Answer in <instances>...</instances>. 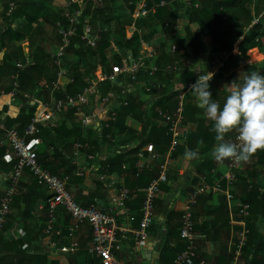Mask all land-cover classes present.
I'll list each match as a JSON object with an SVG mask.
<instances>
[{
  "label": "crops",
  "instance_id": "crops-1",
  "mask_svg": "<svg viewBox=\"0 0 264 264\" xmlns=\"http://www.w3.org/2000/svg\"><path fill=\"white\" fill-rule=\"evenodd\" d=\"M2 11L3 7L0 4V17ZM257 21L255 19L254 22ZM183 26L185 27V24ZM194 26L196 27V25ZM181 29L183 28L181 27ZM181 29L174 33L170 39L171 42L184 39L186 34L184 29ZM241 42L242 38L234 39L232 42L233 55L238 56L240 53ZM181 46H184L181 54L185 58L182 62L178 61L177 68L173 70L176 73L170 81H161L156 77L153 82L146 71L138 74V82L131 93V100L128 99V96L125 97L128 101L133 102L132 113L126 116L119 113L120 119L118 118L117 122L112 123L111 132L114 141L105 142L102 146L95 147L94 141L98 137V132L104 128L103 123L111 122L110 115L101 116L99 102L94 100L90 108L85 107L76 112V123L82 135L81 139L89 140L86 141V144H89L90 148L83 150L81 157L72 159L76 168L69 176L70 181L67 188L80 205L88 206L96 201L101 208L115 215L118 225L116 245L119 246L116 255L119 259L129 264H162L160 262L161 252L168 230H172L171 247L176 249L182 245L178 225L181 223L183 207L193 193L199 188H203L206 183L207 187L203 188L204 192L197 197L192 208L198 249L196 257L187 264H247L248 262L250 264L251 258L247 260L245 255H242L237 263L234 262V251L239 232L237 221L240 218L241 206L247 204L245 186L240 178V176L245 177L246 175L243 172V162L237 169V180L232 185L227 184L230 161L225 160L218 163L212 156L214 140H216L215 133L212 131V122L204 118L203 110L197 107L192 91L187 94L186 98L187 109L185 120L181 126L180 144L173 153L171 164L155 201L154 225L149 230L147 240H141L136 234L142 220L138 209L139 204L142 203L140 195L146 189V184L158 175L160 166L165 159L160 149L164 146L166 133L163 134V132L167 126L159 118L158 110L163 109L170 112L174 108L179 92L188 83L197 81L199 76L195 74V69L201 68L202 73L205 74L210 65L206 64L203 55L196 60L193 59L192 46L185 44ZM146 49L147 46L143 45L141 55L147 53ZM228 58L229 54L216 58L225 61V67L209 81V91L212 93L213 99L221 104L227 95V92L224 91L225 85L230 86L234 81L238 82L243 74H250L246 70L247 66L257 67L255 72L264 75V37L260 47L248 51L246 57L234 60L230 70L225 71ZM182 68L183 71H181ZM187 69L192 72L194 79L188 82L178 81L181 78L180 73ZM147 79L153 83H148ZM67 85L64 83V87ZM172 92L176 94V97L172 96ZM17 99L12 101L8 94L2 95L0 108L5 106L8 114L18 115L22 101L19 96ZM41 101L43 102V99ZM120 105L121 103L118 102L115 107ZM47 111L43 112V107L40 105L36 112L35 117H43L42 126L57 127L64 124L69 129L72 128L71 121L61 116L62 112H53L51 108ZM236 135V132H231L225 136V140L235 142ZM127 138L130 139L127 145H119ZM199 141H203V143L200 144ZM0 146H6L7 150L9 148V142L2 133H0ZM35 148L37 151L38 148ZM188 149L198 151L199 159H186L184 153ZM134 150H136L135 153ZM140 152L144 153V162L147 165L143 169L137 167ZM117 153L124 155L123 168L110 174L108 159ZM155 154L158 155V158H153ZM100 157H106L107 162L101 160ZM3 160L10 164L6 160V155ZM207 161L214 163L215 168L211 171L205 166ZM57 165L59 166L58 163ZM256 168L264 182V164ZM12 171L9 169L6 172H0V203L9 186ZM137 172H139L138 176ZM104 173L107 177L102 181L100 177ZM144 176L146 180L142 183L140 179ZM36 182L34 175L29 170L24 171L7 218L5 231L1 234L0 264H102L100 257L90 253L93 242L91 224L86 223L79 231L70 233L69 228L74 221L70 215L67 213L65 215L64 208L58 211L57 223L52 235L47 236L42 233L47 241L43 245H37L36 254L32 252V255H28L26 259L14 257L13 246L8 242H15L27 235L33 239L35 235H40L46 228V198L51 195V192ZM216 183H220L222 187L216 189ZM123 186L132 191V201L126 205V208L119 209L112 204L111 199L116 193V189ZM168 200L172 205L165 211V206L169 205H165ZM39 202L41 204L37 209ZM170 219L171 221H169ZM159 220L162 222V228L158 232L156 223ZM18 228L24 231L23 234L17 233ZM260 232L264 235V225ZM70 245L76 247L75 252L59 251L60 247ZM25 246L27 245L24 243Z\"/></svg>",
  "mask_w": 264,
  "mask_h": 264
},
{
  "label": "trees",
  "instance_id": "trees-1",
  "mask_svg": "<svg viewBox=\"0 0 264 264\" xmlns=\"http://www.w3.org/2000/svg\"><path fill=\"white\" fill-rule=\"evenodd\" d=\"M55 1L0 0L3 7L0 19V53H2L0 58V95L1 93L7 94L13 89L14 78L17 76L20 84L19 99L22 101L18 115L8 114L5 106L0 108V121L8 127L17 126L16 128L21 133H24L31 124L39 107L31 105L24 94H32L36 89L41 88L43 82L51 83L57 80L58 70L54 65L53 53L62 44L58 24L69 28L70 21L66 18L65 8L58 10L53 8L52 5ZM65 1L70 3L69 11L74 13L87 0ZM139 1L91 0L86 4L80 23L83 25L85 19H88L93 27L102 25L106 31L101 34L96 48H89L81 41L82 26L78 25L77 32L70 37V43L65 50L66 67L69 76L74 78V82L62 87L60 92H56V98L66 100L69 96L82 93L90 82L96 80L95 72L98 66H102L106 71H113L122 65L124 58L130 60V55L133 59L140 57L143 43H148L153 47L156 52L154 62L160 68L167 65L175 66L176 61L182 62L185 58L181 54L184 46L180 47V45L185 44L193 47L194 60L203 55L207 65L213 63L218 56L229 54L225 71L230 70L234 60L246 57L248 51L262 45L264 0H165L164 5L161 4L164 0H149L147 14L135 20L133 14ZM116 2L118 3L114 4ZM12 3L14 6H11ZM118 6H125L128 12L126 14L119 12L121 7ZM182 18L185 21L186 36L177 42L173 41L177 44L178 49L172 54L170 50L173 42L170 39L177 31ZM255 19L258 21L254 22ZM133 25L134 29H132ZM48 29H51L52 36L47 31ZM237 38H242V42L241 51L238 56H235L232 54V42ZM256 69L257 67H246L247 72L250 73L255 72ZM175 73V71L170 73L160 71L150 79L153 82L156 77L161 81H170ZM180 77L178 80L180 82L194 79V75L188 69L180 73ZM153 82L148 80V83ZM99 90L103 94H108L110 91L117 93L121 91L120 88L106 81L99 83ZM127 96L131 100L132 94ZM172 96L176 97V94L172 92ZM38 98L47 102L49 94L41 92L38 94ZM132 104L133 102L129 101L127 106L121 104L114 109L117 114L121 113L126 116L132 113ZM76 112H78L77 108L65 103L61 116L71 121V129L64 124L57 127L39 124L37 132L29 135L27 139L30 148H38V162L61 178L66 175L71 176L76 168L72 163L75 143L86 144V141H89L81 139L82 135L76 123ZM109 132L111 129L105 130L104 128L98 132V137H96L95 143L93 142L95 147L110 142L106 139ZM164 133H166L164 146L161 147L160 152L165 156L171 144V136L168 133V128L164 129ZM128 141L130 139L127 138L119 145H127ZM215 144L216 140H214V146ZM188 147L190 148L189 144ZM6 151V146H0V172L14 170L15 167V163L8 164L3 160ZM135 152L136 150H134ZM123 158V154L117 153L108 159L110 174L122 170ZM212 162L207 161L205 165L210 171L215 168ZM263 164L264 151H258L248 162H243V172L246 175L245 177L240 176L246 190V203L250 205V217L247 219L248 240L242 255H245L247 260L251 258L250 264H264V238H262L264 235L260 232L264 225V182L256 168ZM145 180L144 176L140 182L143 183ZM149 183L146 184V189L140 195L142 203L139 204L138 209L141 217L142 205ZM130 201L132 199L126 205ZM66 213L70 215L67 211H65V215ZM178 228L180 236L181 223ZM42 233L35 235L33 239L27 235L15 242H8L13 246L14 257L26 259L28 255H32V252L36 254L37 245H43L47 241ZM171 236L172 230L169 229L161 252L160 262L162 264H167V261L168 264H172L177 254L184 249L183 242L176 249L171 247ZM0 241H2L1 235ZM24 243L27 246L24 247Z\"/></svg>",
  "mask_w": 264,
  "mask_h": 264
},
{
  "label": "built area",
  "instance_id": "built-area-1",
  "mask_svg": "<svg viewBox=\"0 0 264 264\" xmlns=\"http://www.w3.org/2000/svg\"><path fill=\"white\" fill-rule=\"evenodd\" d=\"M77 1V0H74ZM189 1V0H186ZM149 0H140L137 6H139L138 16L134 18H140L147 14V6ZM164 0L161 4L164 5ZM11 6H14L12 3ZM76 10L74 13L66 11V18L70 21L69 28H65L61 24L59 25V34L62 36V44L56 48L53 53L54 65L57 67L58 74L57 80L51 83L43 82L41 88L36 89L32 94H24L26 99L30 101L31 105H38L43 107V112H48L50 108L53 112H62L63 105L68 103L70 106L77 108L79 111L82 108L92 106V102L96 100L100 103V114L102 117L110 115L111 122H104L103 127L105 130H109L112 127V123L117 122L118 114L114 109L115 104L120 102L122 105L127 106L128 100L125 98L127 95L134 91L135 85L138 82V74L142 71H146L150 78H153L158 72L163 71L170 73L175 70L178 65V61L173 65H167L164 68H160L154 63L156 52L153 47L148 43H143L147 46V53L140 55V57L122 60V65L113 71H106L102 66H98L95 76L96 80L90 82L82 91L76 96H69L64 99H58L55 96L56 92H60L65 84L73 83L74 78L69 76L68 68L66 67L65 50L70 43V37L77 32L78 25L82 26L81 41L89 48H96L97 42L100 39L101 34L106 31V28L102 25L93 27L89 23L88 19H85L84 24L80 23V19L84 13V7ZM134 29V25L132 27ZM177 51V45L172 43L170 52L173 54ZM225 67V61L216 59L213 63L207 67V72L213 73V78L218 75ZM195 74H203L201 68L195 69ZM13 89L7 94L12 101L18 100L20 92V84L17 76L14 78ZM110 82L113 85L120 88V92L110 91L108 94H103L99 90L100 82ZM196 81L188 83V85L179 92L174 108L169 112L163 109L158 110L159 118L166 124L168 133L171 136L170 147L165 154L164 163L160 166L158 175L151 180L146 190L145 200L142 205V220L140 227L137 231V237L141 240H147L149 237V230L154 225L155 210H156V198L161 189V183L166 177L167 170L172 161V154L180 144L181 126L185 120V108L187 94L192 91V85ZM48 93L49 100L47 102L41 101L38 98L39 93ZM1 93L2 95H7ZM43 117H35L31 124L25 129L24 133H21L16 127H8L4 122L0 121V132L3 137L9 142V148L6 152V160L9 163H15L14 170L10 175V183L5 192V195L0 203V235L5 231L7 225V218L11 211V206L14 200V196L17 192L20 179L24 171L29 170L35 177V180L39 185L46 187L51 195L46 201L47 208V223L44 230V234L51 236L55 230L57 223V214L61 208H64L71 215L74 223L70 226V233L79 231L86 223L91 224L93 230V242L90 248V253L100 257L102 264H129L126 261L119 259L116 255L117 246V219L110 211L101 208L98 202H92L88 206H82L69 192L67 185L70 181L69 176L60 178L53 174L50 170L43 167L38 162V156L36 148L32 149L28 146L27 139L29 135L37 132L39 124H41ZM106 139L110 142L114 141L112 132L106 135ZM236 141V138H235ZM74 157H81L83 150L90 148L89 144L75 143ZM90 158H93L90 156ZM139 162L137 167L143 169L147 167L144 162V153H139ZM153 158H158V155H153ZM101 160L107 162L106 157H100ZM241 162L230 160L229 173L227 175V184L232 185L237 180V169ZM139 175V172L136 173ZM106 174L101 175V180H106ZM206 183L204 187L206 188ZM216 189H220L222 186L220 183L215 184ZM202 187L196 190L191 196L190 200L184 205L181 212V228L180 238L184 244V249L180 251L175 257L172 264H187L197 255V243L195 236V218L192 212V208L196 203L197 197L204 192ZM132 198V191L126 187H118L116 193L113 195L111 202L119 209L126 208L127 202ZM232 198V195H230ZM250 217V205L243 204L240 208V218L237 221L239 226L238 239L234 251V262L237 263L243 254V250L247 245L248 229L247 219ZM23 230L18 228L17 233L23 234ZM52 243V242H51ZM54 245V243H52ZM59 251L73 253L76 251L74 245L62 246Z\"/></svg>",
  "mask_w": 264,
  "mask_h": 264
},
{
  "label": "clouds",
  "instance_id": "clouds-1",
  "mask_svg": "<svg viewBox=\"0 0 264 264\" xmlns=\"http://www.w3.org/2000/svg\"><path fill=\"white\" fill-rule=\"evenodd\" d=\"M213 75L211 72L200 74L192 85L197 107L203 110L204 118L212 122L216 144L211 154L218 163L248 162L258 151H264V75L243 74L238 82L225 85L227 95L222 104L214 100L209 91ZM231 132L237 133L235 142L225 140ZM184 157L199 159V152L188 149Z\"/></svg>",
  "mask_w": 264,
  "mask_h": 264
},
{
  "label": "rangeland",
  "instance_id": "rangeland-1",
  "mask_svg": "<svg viewBox=\"0 0 264 264\" xmlns=\"http://www.w3.org/2000/svg\"><path fill=\"white\" fill-rule=\"evenodd\" d=\"M90 1H91V0H87V1H85L84 3H82V4H81L82 7L85 8V7H86V4H87L88 2H90ZM103 2H104V1H103ZM117 3H118V2H116V3H114V4H117ZM52 6H53V8L56 9V10L61 9V8H65L66 11L69 12L70 4H67V5H66V1H65V0H56ZM118 7H121V8H119V9H120L119 12H121V13H123V14H126V12H128L127 9L125 8V6H124V7H122V6H118ZM122 8H123V9H122ZM139 8H140L139 6L136 7L135 12H134V14H133V18H136V17L138 16ZM252 8H253V5H252ZM0 19H1V17H0ZM180 24H181V25H180ZM184 24H185V21H184V19L182 18V19L180 20L179 24H178L177 31L180 30L181 27L184 29V26H183ZM179 28H180V29H179ZM183 29H181V30H183ZM47 31H48L49 34L52 36V31H51V29H48ZM183 31H184V30H183ZM1 56H2V53H0V58H1Z\"/></svg>",
  "mask_w": 264,
  "mask_h": 264
},
{
  "label": "water",
  "instance_id": "water-1",
  "mask_svg": "<svg viewBox=\"0 0 264 264\" xmlns=\"http://www.w3.org/2000/svg\"><path fill=\"white\" fill-rule=\"evenodd\" d=\"M40 204H41V202H39V203L37 204V209L39 208ZM168 204H169V205H168ZM165 205H168L167 207L165 206V208H164V210L166 211V210H167L172 204H171V203L169 202V200H168V202H166ZM156 228H157L158 232L161 231V228H162V222H161V220H159V221L156 223ZM247 264H249V262H248Z\"/></svg>",
  "mask_w": 264,
  "mask_h": 264
}]
</instances>
